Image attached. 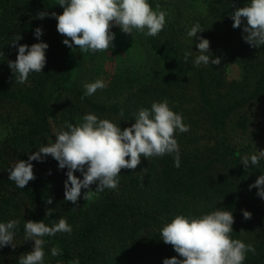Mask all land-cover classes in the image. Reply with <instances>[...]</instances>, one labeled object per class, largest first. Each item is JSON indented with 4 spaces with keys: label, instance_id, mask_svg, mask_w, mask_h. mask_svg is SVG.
Here are the masks:
<instances>
[{
    "label": "trees",
    "instance_id": "obj_1",
    "mask_svg": "<svg viewBox=\"0 0 264 264\" xmlns=\"http://www.w3.org/2000/svg\"><path fill=\"white\" fill-rule=\"evenodd\" d=\"M43 1L0 0V121L6 128L0 140V222L19 221L13 230L15 249L0 248V264H18L20 255L33 249L34 241L25 239V221L52 226L61 217L72 231L43 237L44 264H70L76 258L80 264H141L148 258L163 264L165 258L180 257L161 240L162 227L176 215L199 217L217 207L233 213L232 238L255 248V254L246 253L244 264H264V198L257 195V188L249 189L264 174V157L257 165L250 161L263 145L251 130V107L264 98V46L253 48L244 42L246 21L234 29L230 18L250 0H201V11L193 15L183 12L184 0H148L153 9L161 5L170 12L158 35L134 31L155 54L157 75H138L140 84L121 91L120 101L110 105L89 96L81 100L85 92L72 83L77 48L63 44L55 18L37 17L40 12L61 14L63 9L58 0H47L50 11ZM197 23L204 30L198 37L210 41L212 58L219 57V65L194 66L199 39L187 32ZM37 27L43 30L39 39L34 36ZM18 36L17 45H49L43 71L30 73L23 84L15 83L8 66L18 54L12 45ZM185 52L191 53L187 61ZM231 64L240 68L236 79H228ZM163 100L190 127L175 135L179 168L174 166V154L141 157L135 170L122 169L116 189L106 188L87 201L83 199L87 190L82 189L75 205L64 198L67 169H59L51 156L32 161L36 179L24 189L8 179L16 162L50 145L57 132L68 130L66 122L78 125L92 113L123 129L135 122L141 108ZM244 157L249 158L247 168ZM75 175L83 178L80 172ZM91 187L95 190L96 185ZM49 198L51 204L46 203ZM48 209L51 216H46ZM242 210L252 218L244 219ZM54 246L61 255H51Z\"/></svg>",
    "mask_w": 264,
    "mask_h": 264
},
{
    "label": "clouds",
    "instance_id": "obj_2",
    "mask_svg": "<svg viewBox=\"0 0 264 264\" xmlns=\"http://www.w3.org/2000/svg\"><path fill=\"white\" fill-rule=\"evenodd\" d=\"M62 7L61 14L56 12H40L39 19L46 16L55 18L57 32L65 37L63 44L70 49L78 48L84 52H106L113 47L115 34L113 26L119 27L124 34L132 35L138 32L145 36H156L166 24L167 13L156 6L153 10L148 0H58ZM232 27L240 28L242 23L244 42L253 48L264 46V0H250L245 6L237 8L230 17ZM199 23L187 32L188 37L199 39L196 45L198 53L193 61L194 66L219 65V57L213 59L210 52V41L198 37L203 32ZM43 30L37 27L34 36L39 39ZM21 36L16 38L13 46L18 47L15 61H8V66L15 77V83H25L30 73L43 71L47 58L45 42L17 45ZM190 52L184 53L187 61ZM106 87L103 80H96L84 85L85 93L81 97L94 95L97 90ZM121 110V116H123ZM130 127L121 129L110 119H101L88 113L83 116L82 123L73 125L66 122L68 130L55 134V141L48 146H42L28 156L27 160H19L8 170V179L16 187L24 189L30 181L36 179L32 161L43 162L51 156L58 162L59 169H67V179L64 182L65 201L74 205L81 197L82 189L85 201L102 192L104 189H116L122 169L135 170L141 163V157L149 160L151 157H162L174 154V166H180L179 144L175 138L177 130L185 133L190 127L183 122L182 114L174 112L167 100L153 102L150 108H141ZM264 151L251 155V165H257ZM242 163L247 168L249 158L244 157ZM147 169H144L146 173ZM82 174V179L75 175ZM92 185H96L92 190ZM257 195L264 198V174L260 175L254 184ZM46 203L51 204V198ZM243 211L244 219L252 218L247 210ZM52 209L46 211L51 216ZM234 216L232 211L218 208L199 217L176 215L171 222L160 230L162 241L171 245L177 256L165 258L163 264H244L246 253L255 254V248L240 239H233ZM18 220L0 222V248L11 246ZM25 239L34 241L33 249L19 257L18 264H44L43 237L55 236L57 233H71L72 228L65 218H59L58 223L48 226L44 221H25ZM244 230H241L243 232ZM62 254V250L54 246L51 249L53 257ZM70 264H80L79 258Z\"/></svg>",
    "mask_w": 264,
    "mask_h": 264
},
{
    "label": "rangeland",
    "instance_id": "obj_3",
    "mask_svg": "<svg viewBox=\"0 0 264 264\" xmlns=\"http://www.w3.org/2000/svg\"><path fill=\"white\" fill-rule=\"evenodd\" d=\"M164 1V0H160ZM46 9L52 11L47 6V0L42 2ZM183 12L186 15H193L202 9L201 0H184ZM160 6V10L170 13L165 7ZM56 8V5H55ZM169 9V8H168ZM153 10H156L154 8ZM183 20L191 18H182ZM112 32L115 34L113 47L106 52H84L80 49L74 51L77 59V66L72 77V83L85 92L84 85L96 80H103L106 87L97 90L94 95L89 96L91 99L100 104L110 105L121 99V91L128 90L133 85L140 84L137 82V76L155 77L158 67L155 65V54L148 49L143 39L135 32L132 35L124 34L119 27L113 26ZM228 79H236L240 76V68L231 64L227 73ZM251 110L254 113L253 130L260 143L263 144L261 151H264V98L255 102ZM6 128L0 121V140L5 137ZM20 247L21 243L17 242ZM141 264H156L151 258L142 259Z\"/></svg>",
    "mask_w": 264,
    "mask_h": 264
}]
</instances>
